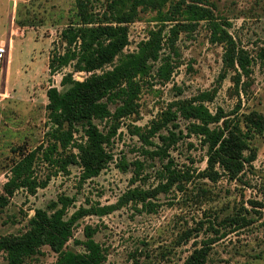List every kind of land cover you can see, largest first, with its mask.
I'll return each mask as SVG.
<instances>
[{
  "label": "rangeland",
  "instance_id": "374dc122",
  "mask_svg": "<svg viewBox=\"0 0 264 264\" xmlns=\"http://www.w3.org/2000/svg\"><path fill=\"white\" fill-rule=\"evenodd\" d=\"M178 1L169 3L163 11L171 12L172 4ZM185 1L210 8L215 18L229 24L227 28L237 45L248 51L253 70L248 91L241 92L240 97L234 92V72L219 80L224 48L210 42L206 21L200 22L194 31L181 32L175 50L165 46L160 60L153 64L151 76L141 80L138 112L122 121L118 135L108 147L113 155L108 167L98 177L82 183L81 168L70 166L69 175L53 176L49 185L34 196L25 190L18 191L0 211V238L27 232L35 211L46 210L61 196L74 199L69 209L71 215L81 207L114 205L135 188L155 189L160 184V173L171 160L175 170L189 171L192 175L184 191L174 188L159 194L151 200L154 210H142L141 205L136 209L128 204L107 216L83 218L68 243L69 249L85 252L76 241L86 240L84 228L90 225L98 229L95 240L107 252L105 264H183L195 249L216 237L220 240L213 244L206 264H264V134L252 139L257 159L239 179L223 175L213 182L200 178L207 168V148L199 137L188 135L190 121L178 120L176 134H183L165 160L144 152L157 151L156 147L162 146L158 135L151 139L156 146H146L132 133L136 127L148 131L172 103L213 90L215 98L207 103L212 113L218 108L231 113L241 104L237 116L253 111L264 116V0ZM92 9L101 15L105 12L99 2ZM138 10L139 18L129 24V45L124 54L136 52L139 44L148 39L149 32L161 27L155 21L157 11L142 7ZM78 24L76 0H0V46L8 49L0 65V193L21 155L34 150L45 139L47 92L52 87L63 91L62 78L72 72L67 68L52 75L49 60L53 52L65 50L62 31ZM172 26L166 25L165 44ZM163 59H169L174 68L168 82L156 77ZM75 77L83 80L86 74ZM95 123L107 131L106 121ZM159 134L169 135L166 129ZM83 137L80 128L76 139L80 142ZM136 161L144 165L139 176ZM121 162L129 165L127 171L119 168ZM53 171L46 165L38 169L43 178ZM237 216L251 219L252 224L236 231L226 226V220ZM189 233L192 235L186 240ZM56 263L57 255L47 246L26 262ZM0 264H10L5 253H0Z\"/></svg>",
  "mask_w": 264,
  "mask_h": 264
},
{
  "label": "trees",
  "instance_id": "16d2710c",
  "mask_svg": "<svg viewBox=\"0 0 264 264\" xmlns=\"http://www.w3.org/2000/svg\"><path fill=\"white\" fill-rule=\"evenodd\" d=\"M173 1L76 0L80 24L70 25L62 31L61 41L65 50L53 52L49 60L52 75L67 68H71L72 72L62 78L63 91L57 87L48 90V130L45 139L34 150L23 153L12 167L0 193V211L10 204L18 191L25 190L34 196L39 189L49 185L53 176L60 173L69 175L70 166L81 168L82 183L98 177L113 160L108 147L118 135L122 121L138 112L141 80L151 76L153 64L160 60L165 46L175 50L180 33L194 31L200 22L208 23L210 42L224 48L223 71L219 80H225L230 72H234V92L240 97L241 92L248 91L253 73L252 58L248 51L237 45L227 28L229 24L215 18L210 8L197 2L187 4L185 0H180L172 4L171 12L165 13L163 8ZM96 2L105 7L102 15L92 9ZM141 7L157 11L155 21L161 27L150 31L148 39L139 44L136 52L124 54L129 45V24L139 18L138 9ZM167 23L173 26L165 44ZM162 61L156 77L168 82L174 68L169 59ZM82 73L86 77L76 79L75 75ZM215 95L216 90L206 91L189 100L176 101L162 114L161 119L152 123L148 131L136 127L132 133L146 146H156L151 139L158 135L162 146H157V151L144 152L165 160L169 158V150L183 134H176L178 120L183 118L190 121L188 135L199 137L202 146L207 148V168L200 173V178L213 182L223 175L231 180L239 179L247 166H252L257 159V150L251 141L264 134V116L255 111L237 116L241 104L231 113H226L222 108L212 113L207 103H211ZM95 121H106L107 131H102ZM80 128L84 137L79 142L76 134ZM165 129L169 135L159 134ZM41 165L54 171L43 178L38 173ZM134 165L139 176L144 165L140 161ZM119 168L125 172L129 165L121 162ZM191 180L189 171L175 170L170 160L160 173V184L155 189L129 190L114 205L81 207L69 215L74 199L61 196L51 202L46 210L35 211L27 232L0 238V253L6 254L10 264H26L27 259L38 255L47 246L57 255L56 264H105L107 252L95 240L96 227L87 225L84 228L86 240L76 241V244L84 247V253L69 249L68 243L73 239L80 220L87 216H107L128 204L136 209L141 205L142 210H154L152 199L174 188L184 191L186 183ZM225 222L235 231L252 224L251 219L239 216ZM216 233L219 234V231ZM191 235L189 233L186 240ZM219 240L216 237L205 242L183 264H206L213 244Z\"/></svg>",
  "mask_w": 264,
  "mask_h": 264
},
{
  "label": "built area",
  "instance_id": "2783aa9c",
  "mask_svg": "<svg viewBox=\"0 0 264 264\" xmlns=\"http://www.w3.org/2000/svg\"><path fill=\"white\" fill-rule=\"evenodd\" d=\"M7 54L8 49L5 46H0V65L4 63Z\"/></svg>",
  "mask_w": 264,
  "mask_h": 264
}]
</instances>
